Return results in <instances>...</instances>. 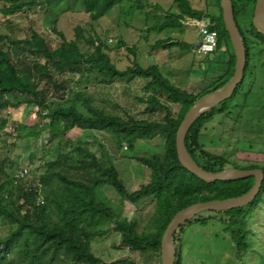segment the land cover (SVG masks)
I'll return each instance as SVG.
<instances>
[{"label":"trees","instance_id":"trees-1","mask_svg":"<svg viewBox=\"0 0 264 264\" xmlns=\"http://www.w3.org/2000/svg\"><path fill=\"white\" fill-rule=\"evenodd\" d=\"M126 1L0 0V14L9 18L24 8L64 4L58 14L74 11L79 6L89 15L91 23L96 24ZM176 1L180 14L168 16L175 18L176 22L166 21L155 26L154 30L159 32L182 27L180 20L186 17L194 20L206 17L204 12L193 8L189 0ZM255 3V0H233L236 21L238 15L249 16L250 6L253 8L252 18ZM217 6L220 16H208L211 27L218 32V48L214 53H223L225 57L212 63L220 70L210 77L207 75L194 90L175 84L157 64L147 68L136 65L124 71L118 69L105 52L106 45L101 39L97 44L90 40L95 49L87 54L82 51L78 39L69 41L61 31H56L62 38L57 46L36 31L30 38L22 40L0 35V111L19 108L26 103L37 106L48 122L39 132L29 136L40 137L47 132L49 141L59 138L58 153L65 158L64 161L60 158L47 164L49 169L36 182L30 175L28 179L11 176L8 172L9 166H12L10 157L0 154V222L8 229V233L0 237V264H137L130 259L105 263L95 254L94 239L104 237L111 228L129 249L161 257L163 235L177 213L199 202L239 197L253 188L254 177L208 184L184 168L177 154V133L195 101L224 89L234 76L236 56L230 49L233 46L225 28L221 0H217ZM251 27L247 34L239 26L247 53L244 81L231 99L204 113L187 135L189 152L206 171L223 172L237 168L264 172V160L258 156L262 150L255 149V144L243 146L239 138L241 134L264 137V91L258 84L259 78L264 75V35L254 28L252 21ZM82 36V31H78L77 38ZM169 42H158L154 49L181 46L180 43ZM95 69L110 77L106 82L125 77L147 80V88L152 93L145 100L146 109L148 112L160 111L161 118L149 120L138 119L131 114L125 117L111 114L95 107L84 96L81 100L86 111H82L75 102L67 103L73 76L80 74L84 79ZM172 106L180 107L178 115ZM7 123L2 119L0 127L4 128ZM74 129L105 132L116 146L125 145L131 152L139 141L160 139L164 142V150L149 157L137 158L150 169L151 180L130 192L104 147L98 155L85 142L64 139V134ZM212 131L218 134L210 135ZM233 137L237 138L236 145L229 152L228 146ZM93 138L98 141V138ZM242 153L247 155L238 156ZM77 154L80 156L77 160L79 164L66 162ZM59 167L62 170L57 171ZM106 192L117 194L130 204L149 198L155 200L154 213L143 231L140 232L137 221L122 218V206L112 204ZM263 206L264 182L252 204L229 211H209L206 212L210 214L208 217L197 221L202 224L213 219L221 222L235 245L236 255L243 260L247 254H259L262 264L264 237L261 238L262 243H258L259 230L253 226L257 222L258 209ZM193 221L180 226L174 234L176 264H182L180 241L184 227Z\"/></svg>","mask_w":264,"mask_h":264},{"label":"rangeland","instance_id":"rangeland-1","mask_svg":"<svg viewBox=\"0 0 264 264\" xmlns=\"http://www.w3.org/2000/svg\"><path fill=\"white\" fill-rule=\"evenodd\" d=\"M189 1L193 8L204 12L206 17L201 21L186 17L180 20L182 27H173L159 32L154 30L155 26H160L166 21L176 22L175 18L168 17L171 14H180L176 0H127L117 5L96 24L91 23L89 15L79 6L75 7L74 11L58 14V11L65 7L64 4L52 7L48 4H40L33 9L24 8L9 18L0 14V35L22 40L30 38L36 31L53 46H57L62 38L56 31H61L69 41L78 39L79 46L87 54L95 49L90 40H94L97 44L101 39L106 45L105 52L111 62L116 63L118 69L124 71L136 65L147 68L157 64L175 84L183 89L194 90L207 75L210 77L220 70L212 63L220 61L225 56L223 53L199 56L195 52L201 40L198 23L211 24V18L208 15L220 16L217 0ZM252 9L250 6L248 17L238 15L237 18L241 30L244 33L247 31V34L252 28ZM80 30L83 36L77 38ZM162 41L180 43L181 46L154 49V46ZM230 49L234 50L232 47ZM73 78L74 82L70 88L71 93L67 97V103H77L82 111H86L81 100V96H84L95 107L122 117L131 114L138 119L152 120L162 116L158 110L148 112L146 109L145 100L152 93V90L147 88V80L125 77L106 82L105 80H110V77L102 75L98 69L88 73L84 79L80 74H75ZM258 84L264 91V75L259 78ZM172 107L174 113L178 115L180 107ZM2 119L7 120L8 123L4 128L0 127V154L2 157H10L12 166L9 164L8 172L11 176H15L22 167H25L29 169L31 179L39 182L42 174L49 169L47 164L60 158L62 161L65 160L58 153L59 138L53 142L49 141L47 132L40 137L29 136L31 133L39 132L48 122L34 104L26 103L19 108L0 111V124ZM21 126L24 129H20ZM217 134V131L210 133V135ZM63 137L68 141L85 142L98 155L104 147L117 167L124 186L130 192L140 189L151 180L150 169L138 162L137 158L149 157L164 150V142L160 139L139 141L136 149L131 152L125 145L116 146L112 137L105 132L74 129ZM93 137L98 138V141ZM239 138L243 146L249 147L250 144H255V149H261L258 156H261L262 161L264 160V137L257 134H241ZM236 139V137L231 139V145L228 146L229 152L236 145ZM54 142L57 144L55 145ZM245 155L247 154L242 153L238 156ZM78 159L80 156L77 154L66 162L77 165ZM56 170L59 171L62 168L59 167ZM72 171L78 172L76 169ZM80 174L82 175L83 172ZM106 197L112 204L122 206V218L138 222L140 232L148 224L155 210L156 203L153 198L145 199L138 204H130L114 193L106 192ZM258 212L257 222L253 227L259 230L257 239L260 243L261 238L264 237V206L258 209ZM205 213L184 227L180 241L182 264H261L259 254H247L243 260L236 255L235 245L231 237L225 233V227L221 222L213 219L207 224H202L197 221L210 215ZM7 233L6 224L0 222V237ZM93 248L95 254L105 263L130 259L137 264H161L159 256H147L124 246L121 236L112 228L104 237L99 236L94 239Z\"/></svg>","mask_w":264,"mask_h":264},{"label":"water","instance_id":"water-1","mask_svg":"<svg viewBox=\"0 0 264 264\" xmlns=\"http://www.w3.org/2000/svg\"><path fill=\"white\" fill-rule=\"evenodd\" d=\"M255 1L256 3L252 20L253 26L260 34L264 35V0ZM221 8L225 28L229 34L236 56L234 76L224 89H221L216 93L207 94L195 101L193 106L185 115L177 133V154L179 161L184 168L208 184H215L216 182H233L250 177L255 178V184L249 192L242 196L225 200L199 202L177 213L163 235L161 245L162 264H176L177 249L173 242V237L180 226L193 221L196 217L205 212L229 211L240 209L252 204L257 199L264 182V172L260 169L241 170L231 168L223 172L206 171L195 161L186 144L189 131L200 119V117L209 110L219 106L221 103L231 99L238 86L245 79L247 63L246 45L245 39L243 38L239 25L236 21L233 0H221ZM199 46L200 42L197 44V47Z\"/></svg>","mask_w":264,"mask_h":264},{"label":"built area","instance_id":"built-area-1","mask_svg":"<svg viewBox=\"0 0 264 264\" xmlns=\"http://www.w3.org/2000/svg\"><path fill=\"white\" fill-rule=\"evenodd\" d=\"M201 21V20H200ZM201 36L200 46L196 47L195 52L199 56H209L218 48V32L209 23H198ZM29 169L22 167L15 175L17 179H26Z\"/></svg>","mask_w":264,"mask_h":264},{"label":"flooded vegetation","instance_id":"flooded-vegetation-1","mask_svg":"<svg viewBox=\"0 0 264 264\" xmlns=\"http://www.w3.org/2000/svg\"><path fill=\"white\" fill-rule=\"evenodd\" d=\"M253 20V19H252ZM252 24H253V22H252Z\"/></svg>","mask_w":264,"mask_h":264}]
</instances>
